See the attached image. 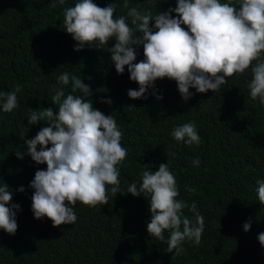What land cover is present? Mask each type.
I'll use <instances>...</instances> for the list:
<instances>
[{
  "label": "trees",
  "instance_id": "obj_1",
  "mask_svg": "<svg viewBox=\"0 0 264 264\" xmlns=\"http://www.w3.org/2000/svg\"><path fill=\"white\" fill-rule=\"evenodd\" d=\"M50 2L0 0V92L21 86L18 107L12 112H3L0 101V186L6 183L13 192L9 207L20 205L15 235L0 229V264H264V246L258 239L264 233V205L258 200L256 183L264 180V105L250 97L251 67L227 78L216 92L198 93L191 88L193 95L187 102L177 82L168 78L158 79L145 98L133 100L127 93L139 90L138 83L131 81L127 66L123 75L117 73L107 51L115 40L102 46L94 42L76 51L77 42L63 26V13L78 0H65L55 8ZM94 2L100 7L114 3V18L127 16L124 0ZM127 3L128 8L150 10L153 15L177 6V0ZM232 3L239 8V0ZM126 22L134 27L130 17ZM136 53L134 63L144 60L143 46L136 47ZM64 72L89 85L92 96L84 99L113 116L127 156L117 166L122 193L113 195L109 185L108 205L90 208L77 202L75 224L53 227L50 219L38 220L31 210L35 190L30 184L35 172L46 170L47 165L25 154V140L49 126L43 121L29 125V109L58 112L51 97L61 88L65 98L83 96L79 90L71 92V79L66 86L58 82ZM107 100L112 103L102 102ZM193 121L201 138L198 145L188 146L171 136L174 127ZM197 158L199 166H194ZM167 163L176 179L177 199L189 206L195 202L204 217L201 243L183 242L179 255L175 250L166 252L167 231L165 241L149 236L150 204L143 195L128 193L132 183L142 182L144 165L156 171ZM21 187L24 192L19 191ZM183 211L194 219L189 208ZM248 222L251 228L246 232L243 225Z\"/></svg>",
  "mask_w": 264,
  "mask_h": 264
},
{
  "label": "clouds",
  "instance_id": "obj_2",
  "mask_svg": "<svg viewBox=\"0 0 264 264\" xmlns=\"http://www.w3.org/2000/svg\"><path fill=\"white\" fill-rule=\"evenodd\" d=\"M64 3L65 0H51L49 6L55 8ZM122 7L128 9L127 16L114 18V3L100 7L94 0H78L73 7L64 9L63 26L77 42L76 51L94 42L102 46L115 40L107 51L111 53L117 73L123 75L127 66L131 81L139 85V90H128L131 99L145 98L150 87L155 89L158 79L168 78L177 82L178 91L187 102L193 95L191 88L198 93L216 92L227 83V78L243 74L251 67L250 97L264 105V0H239L238 9L232 0L227 3L177 0L175 8L156 15L150 10L142 13L135 7L128 8L127 0ZM172 13L176 14L175 18ZM128 17L134 27L126 22ZM153 21L154 26L150 27ZM139 46H143L144 60L134 63ZM70 79L71 92L79 90L83 96L68 94L65 98L63 89H57L51 100L58 112L52 108H31L28 113L29 125L41 121L49 125L34 138L25 140V154L37 164L47 165L46 170L35 172L30 184L35 190L31 210L38 220L50 219L53 227L75 224L77 202L90 208L108 205L109 185L113 195L122 193L117 166L127 156L116 120L84 99L92 96V90L76 75L70 78L68 72H64L58 82L66 86ZM20 91L21 86L16 85L13 91L0 92L3 112L10 113L18 107ZM156 98L163 99L159 95ZM102 102L112 103L111 100ZM171 136L188 146L198 145L201 139L194 121L174 127ZM16 155L24 158L19 151ZM192 163L199 166V158ZM144 168L142 182L139 186L132 183L128 193L137 197L143 195L150 204L149 236L165 241L167 231L166 252L175 250V255L183 252L181 244L185 241L199 245L204 217L197 211L195 202L189 206L186 201L177 199L179 191L168 163L160 164L156 171L147 165ZM256 183L258 200L264 205V180ZM19 191L25 189L21 187ZM188 191L195 189L188 188ZM12 199L13 192L4 183L0 186V229L15 235L16 212L20 205L9 207ZM185 208L194 213V219L184 215ZM243 228L249 231L251 222L245 223ZM258 239L264 246V233H260Z\"/></svg>",
  "mask_w": 264,
  "mask_h": 264
}]
</instances>
